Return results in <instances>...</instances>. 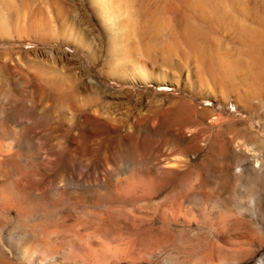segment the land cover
I'll return each mask as SVG.
<instances>
[{
  "label": "rangeland",
  "instance_id": "rangeland-1",
  "mask_svg": "<svg viewBox=\"0 0 264 264\" xmlns=\"http://www.w3.org/2000/svg\"><path fill=\"white\" fill-rule=\"evenodd\" d=\"M3 1L0 264H264V0Z\"/></svg>",
  "mask_w": 264,
  "mask_h": 264
},
{
  "label": "bare ground",
  "instance_id": "bare-ground-1",
  "mask_svg": "<svg viewBox=\"0 0 264 264\" xmlns=\"http://www.w3.org/2000/svg\"><path fill=\"white\" fill-rule=\"evenodd\" d=\"M3 1V0H2ZM2 1L0 0L1 4ZM89 3L91 4L95 14L99 17L104 29L106 30L107 36H108V43L109 46L111 48V55L112 57L115 59V61H117L113 67L114 72H112L111 74L114 76H118V78H122V77H127L129 78L130 81H132L133 79L141 81V83L149 81V75L150 73L147 71V69L143 66L140 65V63H136L135 60H131L130 58H127V48L124 45V42L126 41V38L128 37V30L129 28L132 26L133 23L130 22V20L128 19L127 16V8L126 6H120L121 4L125 5V0H88ZM4 2V1H3ZM6 3V2H5ZM4 3V4H5ZM8 4V3H7ZM106 10L108 11V14L106 12ZM129 14V13H128ZM1 19V18H0ZM1 22V21H0ZM163 23V22H162ZM135 24V22H134ZM133 24V25H134ZM135 26V25H134ZM133 27V26H132ZM133 29V28H132ZM129 53V52H128ZM127 54V55H126ZM132 57V56H131ZM127 63H129V65H125ZM237 65V64H236ZM238 66V65H237ZM238 68V67H235ZM162 73V72H160ZM118 74V75H116ZM120 76V77H119ZM163 74H159L158 73V78L159 80H161V83L164 82L162 81L163 78ZM133 82V81H132ZM145 84V83H144ZM163 84V83H162ZM45 90V89H44ZM43 94V93H42ZM46 95V94H45ZM44 96V95H43ZM42 99V97H41ZM34 102V100H33ZM31 105V104H30ZM30 107V106H29ZM32 107V106H31ZM42 108V107H41ZM45 108V107H44ZM47 109V108H46ZM79 112V111H78ZM27 113V112H26ZM76 114V113H74ZM155 114V113H154ZM153 114V115H154ZM20 115V114H19ZM31 115V114H30ZM28 116V115H27ZM75 116V115H74ZM50 118V117H49ZM100 118V117H99ZM142 118V117H141ZM39 119V118H38ZM149 119V118H148ZM24 120V119H23ZM211 120V119H210ZM215 120V119H214ZM25 121V120H24ZM139 121V120H138ZM145 121V120H144ZM143 121V122H144ZM40 122V120H39ZM37 122V123H39ZM49 122V121H48ZM76 123V122H75ZM210 123V122H209ZM23 124V123H22ZM87 124V123H85ZM51 125V124H50ZM153 126V125H152ZM70 128L72 129V127L70 126ZM49 129V128H48ZM74 129V128H73ZM199 129V128H198ZM31 130V129H30ZM29 130V131H30ZM55 130V129H54ZM25 131V130H24ZM41 131V130H40ZM195 131V130H194ZM197 132V131H196ZM39 133V132H38ZM69 133V132H68ZM19 135V134H18ZM44 135V134H43ZM42 135V136H43ZM130 135V134H129ZM195 135V134H194ZM211 136V135H210ZM215 136V135H214ZM207 137V136H206ZM210 138V137H209ZM231 138V137H230ZM41 139V138H40ZM145 139V138H144ZM208 139V138H207ZM51 140V139H50ZM205 140V139H204ZM144 141V140H143ZM232 141V140H231ZM242 144H244L243 142H240ZM7 144V143H6ZM12 144V143H11ZM75 144V143H74ZM241 144V145H242ZM78 145V144H77ZM239 145V144H237ZM86 146V145H85ZM2 147V146H1ZM6 147V146H5ZM8 148V147H7ZM64 148V147H63ZM86 148V147H85ZM241 148V146H240ZM82 149V148H81ZM9 151V149H7ZM240 150V149H239ZM244 150V149H243ZM5 151V150H4ZM7 151V152H8ZM242 152V151H241ZM66 153V152H65ZM255 153V152H254ZM3 154V153H2ZM7 154V153H5ZM64 155V154H63ZM83 155V154H82ZM10 156V155H9ZM254 156V155H253ZM256 156V155H255ZM85 157V156H84ZM244 157V156H243ZM8 159V158H7ZM13 159V158H12ZM0 160H2L0 158ZM261 161V160H260ZM3 162V161H2ZM36 162V161H35ZM262 162V161H261ZM260 162V163H261ZM36 165V164H35ZM74 166V165H73ZM7 169V168H6ZM21 169V168H20ZM8 170V169H7ZM7 170L5 171L7 174ZM30 170V169H29ZM36 170V169H35ZM10 171V170H9ZM39 171V170H38ZM2 172V173H5ZM2 173L0 171V175L2 176ZM27 173V172H26ZM7 176V175H6ZM9 177V175H8ZM7 179V178H6ZM5 180V179H3ZM25 180V179H24ZM27 181V180H26ZM43 181V180H42ZM79 181V180H78ZM40 182V181H39ZM18 184V182H17ZM20 184V182H19ZM36 185H38L35 182ZM40 184V183H39ZM15 186V185H14ZM20 186V185H18ZM33 186V184H32ZM32 186H30L29 184V188H32ZM13 187V186H12ZM24 187H27L24 186ZM23 187V188H24ZM19 188V187H18ZM15 191H19L16 187H14ZM26 189V188H25ZM46 189V188H45ZM9 189L6 188V184L4 181H0V196L3 197V201H8V191ZM22 190V187H21ZM10 191V190H9ZM49 191V190H48ZM14 192V191H13ZM11 191V193H13ZM29 192V191H28ZM62 192V191H61ZM45 193V192H44ZM75 193V192H74ZM73 193V194H74ZM27 194V193H26ZM42 194V193H41ZM79 194V193H78ZM77 195V194H76ZM44 197V196H43ZM83 197V196H82ZM18 198V197H17ZM25 198V196H24ZM41 198V197H40ZM10 200V199H9ZM21 201V199H20ZM10 204V203H9ZM8 204V205H9ZM15 205V204H14ZM7 206V205H6ZM26 211V210H25ZM22 212V210H21ZM4 213V212H3ZM27 213V212H26ZM31 214V213H30ZM24 216V215H23ZM30 216V215H29ZM35 216V215H34ZM36 219V218H35ZM80 223V222H79ZM75 225V224H74ZM83 226V225H82ZM82 226L80 228H82ZM5 227V226H4ZM84 228V227H83ZM28 233V232H27ZM44 233V232H43ZM49 234V233H48ZM47 234V236H48ZM52 234V233H50ZM84 234V233H83ZM51 236V235H49ZM83 236V235H81ZM10 236L7 235L5 237V240H7ZM36 239V238H35ZM18 240L24 241L20 243V248H18V250L16 251V257H18L21 261H25L29 264L31 263H39L42 264L45 262V260L49 257L47 255H45L43 252L41 253H34L33 250H31L30 246L28 244H30V242H33V236L31 235H23L22 237H19ZM39 240V239H38ZM14 241V240H13ZM40 241V240H39ZM34 243V242H33ZM3 247V246H1ZM41 247V246H38ZM37 247V248H38ZM42 248V247H41ZM49 248V247H48ZM17 249V248H16ZM36 249V248H35ZM34 249V250H35ZM52 249V248H51ZM49 250V249H48ZM9 251V250H8ZM7 251V252H8ZM50 251V250H49ZM9 253V252H8ZM48 260V259H47ZM46 260V261H47Z\"/></svg>",
  "mask_w": 264,
  "mask_h": 264
}]
</instances>
